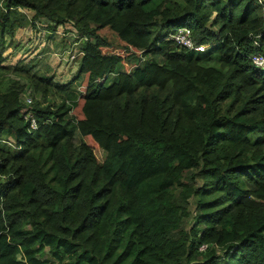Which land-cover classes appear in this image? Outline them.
<instances>
[{
  "label": "trees",
  "instance_id": "16d2710c",
  "mask_svg": "<svg viewBox=\"0 0 264 264\" xmlns=\"http://www.w3.org/2000/svg\"><path fill=\"white\" fill-rule=\"evenodd\" d=\"M263 5L0 0V47L39 15L68 17L84 40L77 93L0 54V264H46L44 248L59 264H264V68L252 59L264 52ZM180 26L205 47L168 37ZM10 71L61 93L32 101L34 127ZM232 96L238 109L218 113ZM34 149L48 178L30 167Z\"/></svg>",
  "mask_w": 264,
  "mask_h": 264
},
{
  "label": "rangeland",
  "instance_id": "374dc122",
  "mask_svg": "<svg viewBox=\"0 0 264 264\" xmlns=\"http://www.w3.org/2000/svg\"><path fill=\"white\" fill-rule=\"evenodd\" d=\"M28 16L33 13L32 9L27 7L20 8ZM57 23V24H55ZM83 37L79 30H77L72 21L65 16H62L60 22H55L52 19L39 15L30 24L15 28L11 35L4 36V44L0 47V54L3 58V64L10 66L20 67L21 65L26 68L27 73L38 76H45L57 83L67 84V90L72 93L78 92L79 77L76 76V70L78 65V59L80 56V45L83 44ZM264 55V52H259ZM205 64H212L220 66L216 60H207ZM7 76L18 80L20 85L19 99L23 103V107L20 109V115L24 118H28L31 114L29 107L33 100H39L41 103H55L60 100L59 90L54 92L53 88L48 87L45 90V94H42L40 88L34 87L25 77L15 72H6ZM114 78L113 74H109L105 83H108ZM232 97L225 98L217 102L216 110L218 113L232 114L234 113L241 100H232ZM174 117V111L171 112L170 118ZM171 127V126H170ZM169 127V128H170ZM262 130L256 129L250 133V139L252 140ZM11 140L7 138V148L9 151L17 152L21 150L12 143H8ZM73 146H77L81 142L80 134L75 131L71 138ZM38 149L32 151V159L30 167L40 172L47 171L48 162H45L46 152L42 151V155H38ZM94 155L97 161H101L104 155V151L101 148L93 149ZM12 167H16L17 162H12ZM4 175H1L3 177ZM50 176L46 173V178ZM203 182L202 179H195V183L200 185ZM216 195V192L208 194L206 199L212 198ZM195 204V198H189V209ZM40 257H46L48 259L46 264H59L51 257L46 248L43 249Z\"/></svg>",
  "mask_w": 264,
  "mask_h": 264
},
{
  "label": "built area",
  "instance_id": "2783aa9c",
  "mask_svg": "<svg viewBox=\"0 0 264 264\" xmlns=\"http://www.w3.org/2000/svg\"><path fill=\"white\" fill-rule=\"evenodd\" d=\"M263 10H264V5H263ZM168 37L173 39L177 44H180L187 48H194L197 50H202L205 47V45L202 43H198V44L193 43V40L190 35V29L187 26H180V27L174 28L168 33ZM252 59L255 65H257L260 68H264V55L262 53L253 54ZM27 119H29V125L31 127H34L35 123H34V120L31 114L28 115ZM203 246L204 245H201L200 247H203Z\"/></svg>",
  "mask_w": 264,
  "mask_h": 264
}]
</instances>
